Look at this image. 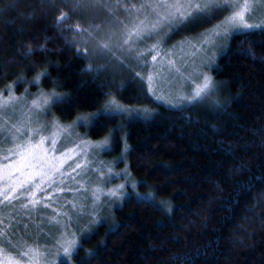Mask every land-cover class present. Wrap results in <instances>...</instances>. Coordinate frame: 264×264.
I'll return each instance as SVG.
<instances>
[{
    "label": "trees",
    "instance_id": "1",
    "mask_svg": "<svg viewBox=\"0 0 264 264\" xmlns=\"http://www.w3.org/2000/svg\"><path fill=\"white\" fill-rule=\"evenodd\" d=\"M89 8L0 0V90L15 84L17 94L28 87L62 97L51 105L53 119L71 124L88 116L79 131L94 142L109 137L108 159L126 148L129 172L155 198H126L82 240L74 262L264 264V29L231 34L212 69L215 99L173 107L149 94L135 68H111L83 45L107 19ZM65 13L63 27L81 31L61 34L56 25ZM209 23L185 22L173 36L195 35ZM112 99L128 111H106Z\"/></svg>",
    "mask_w": 264,
    "mask_h": 264
},
{
    "label": "rangeland",
    "instance_id": "2",
    "mask_svg": "<svg viewBox=\"0 0 264 264\" xmlns=\"http://www.w3.org/2000/svg\"><path fill=\"white\" fill-rule=\"evenodd\" d=\"M161 2L171 3L173 0H82V8L97 7L105 11L107 17L100 28L83 39V45H88L93 56L104 59L111 68H135L134 72L147 84L149 94L154 98L162 97L159 100L155 98L156 101L178 107L188 104L190 93L200 83L202 75L213 79L217 92L219 85L212 75V69L218 55L227 46L229 37L236 32H230L227 36L216 34L222 32L218 26L231 12L209 13L200 21L208 20L213 23H209L206 29L195 35L174 37L176 27L179 29L182 26L178 24L162 35L145 36L143 40L133 36L128 44H124L123 38L127 33L136 31L134 26L140 20L154 19L152 10L142 8L141 5ZM238 2L243 3L245 0ZM247 2L252 5L248 22L264 25V0ZM160 11L163 14L164 10ZM216 17L219 19H211ZM103 43L109 44L111 52H101L99 45ZM148 76L152 77L151 90ZM10 91L18 100L8 107H0V218H7L4 223L6 227L0 228V241L1 236L7 234V240L21 250H24V245L39 247L44 257L39 264H61L64 256L60 245L65 240L75 239L81 246L82 240L88 237L93 227L106 220L107 214L120 206L126 198L133 196L145 199L151 195L142 193L140 182L129 172L128 162L125 160L126 148L118 160L108 159L105 153L111 147L109 137L94 142L79 131V120L84 118L86 121L88 116L71 124L60 123L53 119L51 111L49 113L46 108L38 111L31 107V102L38 99L41 93L49 97L55 94L45 91L33 93L28 87L17 94L15 84H11L0 90V102L9 97ZM216 92L212 99H215ZM106 111L122 114L128 109L122 105L116 109L108 103ZM17 127L22 132L17 133ZM9 136L19 137L21 140L31 136L33 144L44 139L45 143L40 146L39 151L46 152L48 163L56 167L51 171L46 169L48 174L43 178V190L33 189L29 192L32 185H25L16 192L9 191L11 199L6 201L5 174L9 169L5 168V163H12L17 159L10 156L9 161L4 160L7 154L5 150L15 147L7 140ZM52 140L56 142L54 146ZM119 160L124 163L121 168L118 167ZM33 183H41L40 178L37 177ZM113 190L117 195H109ZM33 200L39 203L33 206ZM76 252L72 253L70 264H76L73 260ZM3 253V245L0 243V264H5ZM9 255L14 261L18 260L19 264H30L26 257L21 259L16 252H9Z\"/></svg>",
    "mask_w": 264,
    "mask_h": 264
},
{
    "label": "snow or ice",
    "instance_id": "3",
    "mask_svg": "<svg viewBox=\"0 0 264 264\" xmlns=\"http://www.w3.org/2000/svg\"><path fill=\"white\" fill-rule=\"evenodd\" d=\"M65 5H74V9L81 6L82 0H63ZM141 7H147L152 10L154 19L151 21L140 20L138 24L134 27L136 28L135 32H129L123 38V43L128 44L129 40L135 36L138 40H143L145 36L152 37L154 35H162L163 32H167L172 27L178 24H183L185 22L195 23L196 21L205 18L209 13H224L231 12V15L227 16L222 24L218 26L222 29V32H217V35L227 36L230 32L237 31H250L257 28H264V25L252 24L248 22L249 16L248 13L252 7L251 4L245 0L241 3L238 0H173V2H161L159 4H148L141 5ZM160 9H163V14ZM70 17L65 13L58 17L56 27L61 31V34L64 31H81L77 28H64L63 25L67 23ZM163 30V31H161ZM101 52H111V48L108 43H103L99 45ZM44 51L43 48L39 49ZM31 52V49L29 50ZM79 51V50H78ZM83 55V53H80ZM155 60V56H153ZM97 69L89 67L88 71H96ZM41 75H47V73H41ZM200 83L195 86V90L190 93V100L188 103L193 104H205L212 100V97L215 96L216 84L213 79L208 75H202L200 78ZM147 81L149 83V90H151V81L152 77L148 76ZM34 84L39 83V78L33 81ZM156 99H162L161 96H156ZM18 100L17 97L9 92V97L0 102V107H8L10 104H14ZM42 101V103H41ZM63 102V98L59 95H54L49 97L43 93L40 94L38 99H34L31 102V107L42 111L45 108L50 113L52 104H59ZM109 105L113 108L119 109V105L115 99L109 101ZM81 126L86 127L87 122L84 118L79 120ZM59 127V125H57ZM16 132H22V129L17 127ZM7 140L15 145V147L6 149V155L4 156L5 161L10 160V156H15L17 159L12 163H5V168L9 171L5 174V184L6 190L4 193V199L10 201V196L8 192H16L18 189L24 188L25 185L31 184L32 187L28 189L29 192L33 189L43 190V178L48 174V171H51L56 166L49 164L47 159V153H41L39 151L40 146L45 143L44 139L38 140L35 144L32 143L31 136L25 137L21 140L19 137L9 136ZM55 140H52L53 146L55 145ZM107 142L105 141V144ZM91 147H100V145H91ZM53 147V151H54ZM13 164L15 167H13ZM39 169V171H36ZM46 169L48 171H46ZM18 174V175H17ZM39 177L41 183L34 184L33 181ZM50 186V185H49ZM123 188V185L120 186ZM109 195L115 196L117 192L115 190L111 191ZM145 203H155V198L149 196L145 198ZM36 203H39L37 200H33L32 204L35 206ZM0 243L5 244L4 250V260L5 264H19L18 260H13L9 255V252H16L17 255L23 259L27 258L30 264H39V261L44 258L43 252L39 247L31 248L26 245L23 246L24 250H21L17 245H13L11 241L7 240V234H5V239L0 241ZM62 248V254L64 260L62 264H70V257L73 252H76L81 246H79L75 239L65 240L63 244L60 245ZM78 254V252H77Z\"/></svg>",
    "mask_w": 264,
    "mask_h": 264
}]
</instances>
